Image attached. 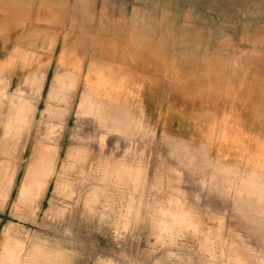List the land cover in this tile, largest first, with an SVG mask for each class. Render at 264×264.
I'll return each mask as SVG.
<instances>
[{
  "label": "rangeland",
  "instance_id": "rangeland-1",
  "mask_svg": "<svg viewBox=\"0 0 264 264\" xmlns=\"http://www.w3.org/2000/svg\"><path fill=\"white\" fill-rule=\"evenodd\" d=\"M146 5L148 26L178 13L197 74L237 60L264 85V0ZM26 74L0 66V264H264V171L214 162L215 132L185 118L175 135L67 74Z\"/></svg>",
  "mask_w": 264,
  "mask_h": 264
},
{
  "label": "crops",
  "instance_id": "crops-1",
  "mask_svg": "<svg viewBox=\"0 0 264 264\" xmlns=\"http://www.w3.org/2000/svg\"><path fill=\"white\" fill-rule=\"evenodd\" d=\"M138 3L0 0V66L14 79L27 73L28 82L67 74L77 88L135 108L175 135L164 125L183 126L185 118L187 128L215 132L206 149L214 162L264 171V85L239 73L237 60H213L197 74L194 59L181 60L178 13L167 11V27L148 26L146 0ZM97 49L108 50L99 56Z\"/></svg>",
  "mask_w": 264,
  "mask_h": 264
}]
</instances>
